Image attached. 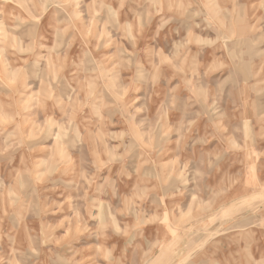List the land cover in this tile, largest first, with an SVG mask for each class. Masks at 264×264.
I'll return each instance as SVG.
<instances>
[{"label":"rangeland","instance_id":"obj_1","mask_svg":"<svg viewBox=\"0 0 264 264\" xmlns=\"http://www.w3.org/2000/svg\"><path fill=\"white\" fill-rule=\"evenodd\" d=\"M237 221L264 264V0H0V264H238Z\"/></svg>","mask_w":264,"mask_h":264},{"label":"crops","instance_id":"obj_2","mask_svg":"<svg viewBox=\"0 0 264 264\" xmlns=\"http://www.w3.org/2000/svg\"><path fill=\"white\" fill-rule=\"evenodd\" d=\"M233 230L236 231L234 234V238H239L238 242V248L235 249L231 254H233L232 257V262L233 263H246L247 261H254L256 264L259 261L263 260V255H262V237H263V226L255 223V224H249L246 221H237L233 223ZM209 234V233H208ZM247 236L253 238V243L250 245L253 250L252 252L248 253V250L246 248V242L241 241V238ZM244 248H242V247ZM230 253V252H229ZM228 253V254H229ZM208 257L206 258V264H215V256H209V252L207 253ZM225 258V255H224ZM223 260V259H222ZM220 261V259H219ZM225 262V260H223ZM141 264V263H140Z\"/></svg>","mask_w":264,"mask_h":264}]
</instances>
